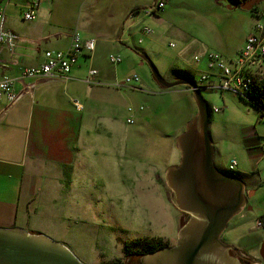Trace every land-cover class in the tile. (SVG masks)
Segmentation results:
<instances>
[{
  "label": "rangeland",
  "instance_id": "obj_1",
  "mask_svg": "<svg viewBox=\"0 0 264 264\" xmlns=\"http://www.w3.org/2000/svg\"><path fill=\"white\" fill-rule=\"evenodd\" d=\"M179 1L187 12L184 20H190L195 11L222 12L210 17L211 23L203 22L207 25H201V32L186 34L184 38L172 35L165 43L168 53L182 50L178 59L188 62L190 76L204 87L201 77L212 70L201 56L202 50L218 52L232 67L238 47L247 34L254 33L258 18L250 10H228L227 0L221 1L225 2L224 7L213 0ZM256 7L257 12L264 13V0ZM138 41L130 46L140 53L144 45ZM198 56L200 62L195 60ZM121 59L123 62L116 65L119 79L122 78L118 81L127 77L132 66L126 54ZM154 59L150 57L160 75L169 77L163 74L165 60L162 58L157 64ZM136 68L139 81L122 88L109 83L112 85L103 88L104 98L98 103L93 99L82 129L88 146L78 143L81 148L73 152V171H61L58 176L52 172L53 185L47 184V177L43 178V189L37 198L39 209L31 217L30 227L38 231L32 234H44L64 244L84 264H127L128 255L133 251L148 254L155 242L159 243L157 239L166 247L172 246L184 223L185 217L171 201L165 176L166 170L181 160L180 151L173 148L188 124L181 116L185 99L179 94L161 93L147 61ZM201 94L208 108L221 109L210 112L208 124L219 169L233 172L228 169L233 160L239 164L235 172L243 170L249 174L253 165L258 167L254 170L259 172L262 184L249 198L253 210L243 229L258 228L257 221L264 214V154L256 160L252 154L255 150L245 141L243 132L245 127L253 128L264 145V122L257 109L232 91L203 88ZM171 105V111L166 110ZM141 106L144 110L135 112V123L128 124V108ZM239 218L238 214L229 221L221 239L234 241V224Z\"/></svg>",
  "mask_w": 264,
  "mask_h": 264
},
{
  "label": "crops",
  "instance_id": "obj_2",
  "mask_svg": "<svg viewBox=\"0 0 264 264\" xmlns=\"http://www.w3.org/2000/svg\"><path fill=\"white\" fill-rule=\"evenodd\" d=\"M221 1L213 0L217 6L224 7L225 2L222 4ZM227 1L230 2L228 10H246L240 6L246 0ZM159 2L164 3L163 8L146 14L145 10L154 8ZM179 3V0H41L36 19L25 21V0H0V11L5 14V27L20 36L14 54H10L6 47L0 51V67L4 73L17 79L15 91L18 93L13 103L6 98L0 100L1 228L38 232L30 224L31 217L37 213L35 209H39L37 198L43 189V178L47 177V184L53 185L50 180L52 172L53 176H58L61 171H73V152L81 148H78V143L81 141L85 144L83 147L88 146L87 139L82 138L88 107L93 99L98 103L104 98L105 86L124 80L118 81V66L110 63L109 55L126 54L132 64L126 76L137 74L136 65L143 66L146 61L151 63V56L157 58L154 59L157 64L160 59L165 60L163 74L169 75L164 77L166 81L190 76L188 62L178 59L182 50L168 53L165 43L172 35L184 38L186 34L201 32V25L211 23L209 18L218 17L222 12L220 9L211 10L210 14L195 11L189 16L190 20H184L187 12ZM145 29L150 32L145 33ZM75 30H79L84 39H95L96 47L92 53L84 52L79 56L68 80L57 77L20 78V68L41 64L44 51L68 50ZM248 36L241 42L239 49L244 46ZM134 40L144 45L140 53L135 46L136 52L130 46ZM191 43L195 45L196 41ZM207 52L205 49L201 52L204 59ZM91 70H96L97 74L90 75ZM161 90V93L183 96L186 106L181 116L185 123L196 117L197 107L188 87ZM76 102L82 105L79 111L74 107ZM171 107L168 106L166 110L171 111ZM243 136L253 146L255 151L252 154L256 160H260L264 145L257 133L253 128L245 127ZM173 149L179 151L177 146ZM238 165L237 162L236 167ZM253 168L258 167L253 165ZM254 169L249 174L243 170L235 172L236 168L228 173L244 181L247 193L245 208L234 224V241L229 244L256 258L259 253L257 248L261 244V251H264V214L257 221L258 228L243 229L253 210L249 207V198L262 184L259 172Z\"/></svg>",
  "mask_w": 264,
  "mask_h": 264
},
{
  "label": "water",
  "instance_id": "obj_3",
  "mask_svg": "<svg viewBox=\"0 0 264 264\" xmlns=\"http://www.w3.org/2000/svg\"><path fill=\"white\" fill-rule=\"evenodd\" d=\"M261 0L240 3L251 10ZM153 77L162 89L188 87L193 94L197 115L176 138L181 160L166 170L165 180L171 201L187 215L176 242L140 257L141 264H240L229 255L238 248L225 243L221 235L229 221L246 205L244 181L221 171L214 162V147L208 131L210 111L200 88L190 76L166 81L149 62ZM263 257L264 251L260 253ZM0 264H84L64 244L44 234L21 228L0 227Z\"/></svg>",
  "mask_w": 264,
  "mask_h": 264
},
{
  "label": "built area",
  "instance_id": "obj_4",
  "mask_svg": "<svg viewBox=\"0 0 264 264\" xmlns=\"http://www.w3.org/2000/svg\"><path fill=\"white\" fill-rule=\"evenodd\" d=\"M26 10L23 13L25 21H33L37 17V10L41 0H25ZM164 3L159 2L154 8L145 10L146 14H152L156 9L163 8ZM256 15L261 16L262 13L256 12ZM257 17V16H256ZM258 23L252 32L246 38L245 44L238 50L237 57L231 61L230 67L223 56L216 51H208L205 54L207 67L212 70L209 74H203L201 80L204 82L200 88H208L210 90L232 91L240 96L249 104H257L255 98L256 92L259 89H264V18L257 17ZM262 19V21H260ZM145 33H149V29H145ZM141 41V40H140ZM20 36L5 27V14L0 11V51L6 47L10 54H14L19 46ZM96 47L95 39H84L79 30L73 32L71 44L68 50L52 51L46 50L43 53V62L37 66H23L20 68V78H41V77H57L68 80L73 66L76 64L79 56L82 53H92ZM109 60L113 64H119L121 56L111 54ZM195 60L200 62V57ZM96 70H91L90 75H96ZM16 78L4 73L0 67V100L6 98L8 102L13 103L18 96L15 91ZM138 74L127 76L123 82H117L115 87L130 86L131 83L139 81ZM206 82V83H205ZM78 110L82 109V105L75 103ZM258 106V105H257ZM143 110V107H129L128 124L135 123V112ZM221 109L212 107L211 113H218ZM260 119L264 122V110L261 109ZM237 166L236 160H233L229 165L230 170Z\"/></svg>",
  "mask_w": 264,
  "mask_h": 264
},
{
  "label": "flooded vegetation",
  "instance_id": "obj_5",
  "mask_svg": "<svg viewBox=\"0 0 264 264\" xmlns=\"http://www.w3.org/2000/svg\"><path fill=\"white\" fill-rule=\"evenodd\" d=\"M258 5V4H257ZM256 7V5L253 6V8ZM182 217H185L184 221L187 218V215L182 213ZM225 243H228L224 239H222ZM229 244V243H228ZM173 246V245H172ZM171 247V246H168ZM237 248V247H236ZM239 250V249H238ZM242 256H239L234 250H229L228 253L230 256L236 258L240 264H258V263H263V257L261 254H258L256 258H253L252 256H249L247 253L244 251L239 250ZM139 251H133L130 255H128V262L127 264H141L140 263V257L141 255L138 254ZM261 253V251H260Z\"/></svg>",
  "mask_w": 264,
  "mask_h": 264
},
{
  "label": "trees",
  "instance_id": "obj_6",
  "mask_svg": "<svg viewBox=\"0 0 264 264\" xmlns=\"http://www.w3.org/2000/svg\"><path fill=\"white\" fill-rule=\"evenodd\" d=\"M251 12L255 15V16H257V17H263L264 18V13H262V15L261 16H258V15H256V12H257V9H256V7H254V8H252L251 9ZM191 77V76H190ZM193 78V77H192ZM256 98H255V100H256V102H257V104L255 105V104H250L251 106H253L255 109H257V111L258 112H261V109L262 110H264V89L262 88V89H259V90H257V92H256ZM242 99V98H241ZM243 100V99H242ZM245 101V100H244ZM249 104V103H248ZM258 105V106H257ZM209 111H210V108H209ZM158 241H159V243L158 242H155V246H153L151 249H150V251H149V253L150 252H153V251H156V250H158V249H160V248H164V247H166V245H164V244H161L160 243V239H157ZM140 255H144L145 253H139Z\"/></svg>",
  "mask_w": 264,
  "mask_h": 264
}]
</instances>
